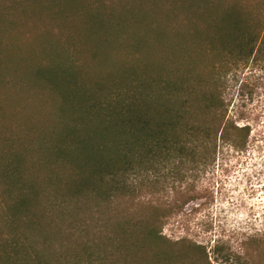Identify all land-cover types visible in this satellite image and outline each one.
Wrapping results in <instances>:
<instances>
[{
	"label": "trees",
	"instance_id": "trees-1",
	"mask_svg": "<svg viewBox=\"0 0 264 264\" xmlns=\"http://www.w3.org/2000/svg\"><path fill=\"white\" fill-rule=\"evenodd\" d=\"M64 4L74 13L63 26L77 28L65 45H83L90 28L99 43L156 45L160 55H129L102 79L69 68L41 79L57 112L46 129L16 117L25 98L2 102L0 115L16 119L0 122V264H211L200 245L162 234L172 206L158 196L218 144L246 146L248 127L227 115V73L264 60V0ZM16 83L28 82L0 79ZM243 244V256L214 251L221 264H264V238Z\"/></svg>",
	"mask_w": 264,
	"mask_h": 264
},
{
	"label": "rangeland",
	"instance_id": "rangeland-1",
	"mask_svg": "<svg viewBox=\"0 0 264 264\" xmlns=\"http://www.w3.org/2000/svg\"><path fill=\"white\" fill-rule=\"evenodd\" d=\"M66 2L69 0H0V79L28 82L24 87L0 85V105L9 98H25L28 105L14 109L16 117L41 129L57 116L51 104L54 98L37 83L41 79H62L69 75L64 73L68 68L75 76L102 79L123 67L129 55L152 59L160 55L156 45L131 53L132 45L99 43L100 35L90 28L82 33L83 45H65L67 34H75L77 29L62 24L74 13L72 7L63 9ZM171 46L178 52L184 45ZM177 52L173 51L172 59H177ZM227 78V115L237 126L248 127L246 146L218 144L213 160L197 162L183 181L171 184L157 201L172 206L162 234L171 241L186 239L200 245L211 264H221L216 245L243 256L245 240L264 238V60L231 68ZM29 95L31 98L26 97ZM4 109L0 122L14 124L16 117L9 108Z\"/></svg>",
	"mask_w": 264,
	"mask_h": 264
}]
</instances>
